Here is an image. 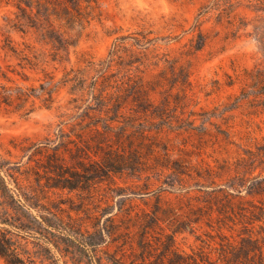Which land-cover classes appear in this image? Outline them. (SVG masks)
Listing matches in <instances>:
<instances>
[{
	"label": "rangeland",
	"instance_id": "1",
	"mask_svg": "<svg viewBox=\"0 0 264 264\" xmlns=\"http://www.w3.org/2000/svg\"><path fill=\"white\" fill-rule=\"evenodd\" d=\"M6 1L0 264L264 262V0H97L74 45Z\"/></svg>",
	"mask_w": 264,
	"mask_h": 264
},
{
	"label": "trees",
	"instance_id": "2",
	"mask_svg": "<svg viewBox=\"0 0 264 264\" xmlns=\"http://www.w3.org/2000/svg\"><path fill=\"white\" fill-rule=\"evenodd\" d=\"M5 3H11L17 9L16 17L18 21L22 18L31 21L29 24L27 22L26 25L34 27L36 30L43 29L45 23L50 24L52 18H56L60 21L66 33V37L61 38L63 44L74 45L81 36L85 26L94 17L97 0H7ZM42 35L41 38L44 40H46V37H49V40H53L46 33ZM5 91L6 94L0 97V105L3 101L8 103L12 97V93L8 92L11 89L7 88ZM0 189L9 190L6 181L1 175ZM13 252L11 242L0 234V257H12L14 255ZM247 259L253 260V264H264L259 254H256V257L253 258L247 257ZM10 261L14 263L13 260ZM114 264H120V262L115 260Z\"/></svg>",
	"mask_w": 264,
	"mask_h": 264
}]
</instances>
